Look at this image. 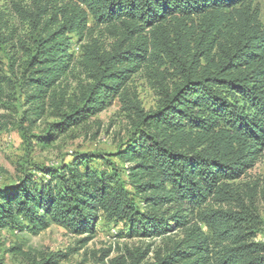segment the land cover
<instances>
[{
  "label": "trees",
  "instance_id": "trees-1",
  "mask_svg": "<svg viewBox=\"0 0 264 264\" xmlns=\"http://www.w3.org/2000/svg\"><path fill=\"white\" fill-rule=\"evenodd\" d=\"M29 7L18 14L30 45L19 39L9 71L0 69V105L9 112L0 133L17 131L25 153L15 181L0 185V229L37 235L55 225L89 240L98 225L112 224L127 238L154 240L110 264H264L253 202L264 191L242 180L264 156L257 0ZM137 74L157 98L148 110L129 87ZM115 100L127 134L114 150L52 165L30 159ZM66 257L50 254L40 264Z\"/></svg>",
  "mask_w": 264,
  "mask_h": 264
},
{
  "label": "rangeland",
  "instance_id": "rangeland-1",
  "mask_svg": "<svg viewBox=\"0 0 264 264\" xmlns=\"http://www.w3.org/2000/svg\"><path fill=\"white\" fill-rule=\"evenodd\" d=\"M264 11V0H257ZM31 0H0V69L9 71L8 53L11 54L19 46V39L30 45L31 37L26 35L24 18L18 14L19 10H29ZM75 39H73V42ZM110 40H106L108 46ZM21 45V44H20ZM12 46L15 49H12ZM77 51V50H76ZM129 87L148 110L156 105L154 89L148 83L144 74L134 75ZM5 103V102H4ZM121 104L115 100L103 112L91 118L85 127H76L73 132L62 135L46 150L35 147L30 159L52 165L63 159L71 160L74 153L97 152L100 149L110 152L116 143L127 134V120L120 111ZM8 111L1 108L0 122ZM53 121V120H51ZM37 133V132H35ZM24 145L17 131L0 133V185H10L20 173V166L25 161ZM244 182L258 184V192L264 191V156L247 172L242 179ZM255 211L261 219V228L257 233V240L264 242V198L258 195L253 199ZM122 230L114 228L112 224L98 225L95 235L87 239V235L71 234L63 228L52 226L37 235L29 231L15 232L10 229H0V264H32L30 258L40 264L43 257L50 254L67 255L58 264H106L120 254L124 249L147 246L154 240L131 239L122 234ZM87 239V240H86ZM83 240L85 244H79ZM159 245V240H155ZM150 253V257H152Z\"/></svg>",
  "mask_w": 264,
  "mask_h": 264
}]
</instances>
